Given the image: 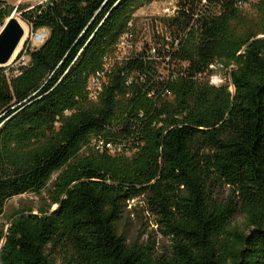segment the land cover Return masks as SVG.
I'll use <instances>...</instances> for the list:
<instances>
[{
    "label": "trees",
    "instance_id": "obj_1",
    "mask_svg": "<svg viewBox=\"0 0 264 264\" xmlns=\"http://www.w3.org/2000/svg\"><path fill=\"white\" fill-rule=\"evenodd\" d=\"M167 1L18 9L33 34L48 36L17 75L0 67V264H264V0L255 20L235 0H208L206 10L177 0L151 44L173 67L168 80L148 44L89 99L90 77L135 13ZM13 12L0 0V28ZM212 66L228 72L234 93L210 84ZM99 138L126 144L111 156ZM24 195L40 206L7 211ZM135 201L168 251L119 233Z\"/></svg>",
    "mask_w": 264,
    "mask_h": 264
},
{
    "label": "rangeland",
    "instance_id": "obj_2",
    "mask_svg": "<svg viewBox=\"0 0 264 264\" xmlns=\"http://www.w3.org/2000/svg\"><path fill=\"white\" fill-rule=\"evenodd\" d=\"M3 1L8 6L13 7L14 13L20 18V20H22V13L17 12L19 8L31 9L46 2L47 0ZM259 3L260 0H251L245 5L239 7L238 10L240 14L245 16V18L255 20V18L258 16ZM166 7H168V5H165V3H152L142 7L135 13L134 21L129 24V30L127 32L133 35V42H135L136 45L146 46L149 44L151 46V44L154 42V37L164 33L160 26L162 25L161 19L168 17V15L164 12ZM28 29L29 32L21 44L19 52L13 58V61L5 66L8 76L17 75L21 67L29 65V52L41 47L48 36V32L46 30H40L36 34H33L29 26ZM262 38H264V36H258L256 39ZM136 51L137 50H134L131 53V51L124 50L120 46H117V49L113 54L104 58L101 70L99 71L101 84L104 86L105 83L108 82V76L110 75L111 70L114 68L116 63H121L129 53L132 55ZM162 72L165 73L166 70H163ZM216 77L218 79L213 82L215 86L219 87L228 85L230 86L231 93H234V88L229 83L228 72L226 73L220 68L216 69L213 78L215 79ZM220 80L222 81V84L216 85ZM114 144L116 146L118 145L116 143ZM125 144L126 143L124 141L120 143L122 150ZM120 152L121 151H118V153ZM115 155H117V152L115 154H111V156ZM126 155L130 156V153L128 152ZM28 202H35V208L40 206V201L37 197L33 195H24L12 199L8 204L7 211L11 212L13 209H17L22 203ZM235 224L238 226V228H244V223H242V219L240 218L237 219ZM118 230L119 233L122 234L124 238L130 243L137 242L139 245L153 247L154 251L157 253L169 250V239L163 236L161 231L155 226L152 217L147 214L145 209L138 201L130 202L127 212H125L118 224Z\"/></svg>",
    "mask_w": 264,
    "mask_h": 264
},
{
    "label": "built area",
    "instance_id": "obj_3",
    "mask_svg": "<svg viewBox=\"0 0 264 264\" xmlns=\"http://www.w3.org/2000/svg\"><path fill=\"white\" fill-rule=\"evenodd\" d=\"M235 1H236L237 9H239V7H241L242 5H245L247 2H250L251 0H235ZM199 2H200V7L202 10H206L209 8L208 0H199ZM164 3L165 5H168V7L165 8L164 12L168 15V17L173 16L175 12L177 11V2L175 0H169ZM218 11H219V8H216L215 12H218ZM118 46H120L124 50L131 51V53L132 51L139 50L141 48V45L138 46L135 44V42H133V35L129 34V32L125 33L121 37ZM131 53H129L123 60H126L128 57H130ZM150 53H151V56H153V58L160 64L158 68V74H159L158 76L160 80L161 81L168 80L173 70V67L171 66L169 67L167 63L163 62L161 59L157 57V47L151 46ZM211 69L216 70L217 68L212 66ZM163 70H166V72L163 73L162 72ZM216 79L218 78L216 77L214 79L213 76L210 78V84L212 86H215L213 82H215ZM218 84L221 85L222 81L220 80L216 85ZM215 87H218V86H215ZM102 88H103V84H101L100 82V74L99 72H97L95 75L90 77L88 84H87V92H88L89 99H91L92 101H96L100 92L102 91ZM167 95L169 96L170 94L167 93ZM94 144L96 148L99 149L101 152L107 151L108 154L110 155L115 154L116 152L122 150V146L120 144L116 146L113 142L105 141L104 139H101V138L94 141Z\"/></svg>",
    "mask_w": 264,
    "mask_h": 264
},
{
    "label": "water",
    "instance_id": "obj_4",
    "mask_svg": "<svg viewBox=\"0 0 264 264\" xmlns=\"http://www.w3.org/2000/svg\"><path fill=\"white\" fill-rule=\"evenodd\" d=\"M23 35L24 31L14 18L13 12L0 28V67H5L11 62ZM54 209L55 208H53V210Z\"/></svg>",
    "mask_w": 264,
    "mask_h": 264
},
{
    "label": "bare ground",
    "instance_id": "obj_5",
    "mask_svg": "<svg viewBox=\"0 0 264 264\" xmlns=\"http://www.w3.org/2000/svg\"><path fill=\"white\" fill-rule=\"evenodd\" d=\"M14 18L16 19V21L19 23V25L22 27L23 31H24V35H23V38L20 42V44L18 45V47L16 48L15 52H14V55L11 59V61L13 60V58L16 56V54L19 52V49L21 47V44L23 43L25 37L27 36L28 32H29V29H28V26L22 21L20 20L19 17H17V15L14 13Z\"/></svg>",
    "mask_w": 264,
    "mask_h": 264
}]
</instances>
